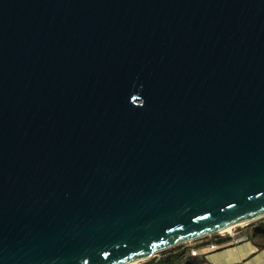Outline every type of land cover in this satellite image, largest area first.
I'll list each match as a JSON object with an SVG mask.
<instances>
[{"label": "water", "instance_id": "1", "mask_svg": "<svg viewBox=\"0 0 264 264\" xmlns=\"http://www.w3.org/2000/svg\"><path fill=\"white\" fill-rule=\"evenodd\" d=\"M261 219L264 0H0V264Z\"/></svg>", "mask_w": 264, "mask_h": 264}, {"label": "crops", "instance_id": "2", "mask_svg": "<svg viewBox=\"0 0 264 264\" xmlns=\"http://www.w3.org/2000/svg\"><path fill=\"white\" fill-rule=\"evenodd\" d=\"M249 226L239 228L234 238L229 236H215L211 239L196 240L195 243L185 244L186 247L192 245L205 244L199 249V254L203 255L208 264H264V248L259 249L255 243L247 238V234L251 231ZM246 237L245 241L234 244L233 240ZM225 239L227 241H221ZM202 241V242H201ZM224 244L218 250L209 252L206 249L207 243ZM192 244V245H191Z\"/></svg>", "mask_w": 264, "mask_h": 264}, {"label": "trees", "instance_id": "3", "mask_svg": "<svg viewBox=\"0 0 264 264\" xmlns=\"http://www.w3.org/2000/svg\"><path fill=\"white\" fill-rule=\"evenodd\" d=\"M248 226L251 231L247 234V238L253 241L259 249L264 248V219L250 223ZM221 241L227 240L221 239ZM204 245H195L194 247H186L185 244L178 245L139 264H208L203 255L192 256L190 254L191 248L199 250Z\"/></svg>", "mask_w": 264, "mask_h": 264}, {"label": "built area", "instance_id": "4", "mask_svg": "<svg viewBox=\"0 0 264 264\" xmlns=\"http://www.w3.org/2000/svg\"><path fill=\"white\" fill-rule=\"evenodd\" d=\"M247 226H248V225H247ZM240 227L243 228V227H246V226H240ZM236 230H237V229H236ZM236 230L234 229L233 232H232L231 234L227 235V236H229V237H231V238H234V234H235ZM220 236L222 237V236H224V235H220ZM208 237H211V236H208ZM204 238H205V237H204ZM201 239H203V238H201ZM201 239H199V240H201ZM245 240H246V237H242V238L234 239L233 242H234V244H238L239 242H242V241H245ZM222 246H224V244L219 245V244H216V243H210V244L206 245V249H207L209 252H213V251L218 250V249H219L220 247H222ZM190 254H191L192 256H197V255H198V251L195 250V249H193V248H191V250H190Z\"/></svg>", "mask_w": 264, "mask_h": 264}, {"label": "bare ground", "instance_id": "5", "mask_svg": "<svg viewBox=\"0 0 264 264\" xmlns=\"http://www.w3.org/2000/svg\"><path fill=\"white\" fill-rule=\"evenodd\" d=\"M241 226H245V225H241ZM236 228H241L240 226L238 227H229V228H225L224 230L220 231L219 233H217L216 235L217 236H220V235H224V236H227L229 234H231L233 232L234 229Z\"/></svg>", "mask_w": 264, "mask_h": 264}, {"label": "rangeland", "instance_id": "6", "mask_svg": "<svg viewBox=\"0 0 264 264\" xmlns=\"http://www.w3.org/2000/svg\"><path fill=\"white\" fill-rule=\"evenodd\" d=\"M236 229L238 230V228H236ZM236 229H235V230H236ZM237 230H236V231H237ZM215 236H217V235H213V236H211V237H205V238H203V239H211V238H214ZM217 237L220 238V236H217ZM201 240H202V239H201ZM198 241H199V240H198ZM201 242H202V241H201ZM192 243H195V242H192ZM208 244H210V242L207 243V245H208ZM191 245H192V244H191ZM197 245H198V244H197ZM194 246H195V245H192V246H190V247H194ZM193 249H194V248H193ZM195 250H196V249H195ZM197 251H198V255H200V254H199V250H197Z\"/></svg>", "mask_w": 264, "mask_h": 264}]
</instances>
